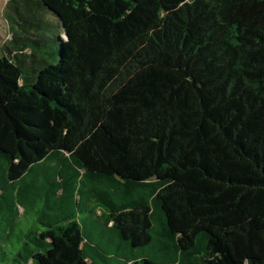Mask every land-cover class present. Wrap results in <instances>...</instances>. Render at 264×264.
<instances>
[{"label":"trees","instance_id":"16d2710c","mask_svg":"<svg viewBox=\"0 0 264 264\" xmlns=\"http://www.w3.org/2000/svg\"><path fill=\"white\" fill-rule=\"evenodd\" d=\"M32 1L0 58V215L21 197L0 264H97L83 199L115 241L154 247L128 264H264V0H38L65 36L47 65ZM38 199L51 220L15 234Z\"/></svg>","mask_w":264,"mask_h":264},{"label":"rangeland","instance_id":"374dc122","mask_svg":"<svg viewBox=\"0 0 264 264\" xmlns=\"http://www.w3.org/2000/svg\"><path fill=\"white\" fill-rule=\"evenodd\" d=\"M28 0H13L11 4H8L9 0H0V58L8 55L6 50L2 48L8 42L11 41L12 37L16 38V35H13L11 28V23L9 20L13 17L12 12L15 10L16 3H23ZM32 1V0H30ZM36 2L34 9L38 12V19L40 21V26L37 30H34L35 35H39V41L41 42L38 45H32V49L35 51V58H38L43 64H56L59 61V51L61 48V40L65 39L63 34V28L61 22L56 14L44 7L39 3L38 0H33ZM32 1V2H33ZM9 5V6H7ZM40 6V7H38ZM21 12L26 15H30L32 12L29 11V8H24L20 4ZM17 34L23 33L24 36L31 37L32 34L28 32H23L18 26H15V31ZM25 33V34H24ZM28 54L31 52L27 51ZM34 58V57H33ZM32 64L28 65L29 73H31ZM56 162L48 169L36 168L32 172V175L26 178V187L31 188V196L34 197V190L40 191L42 188L43 182H46L48 177L54 179L56 173ZM19 185L14 187H9L6 190L7 199V212H4L0 215V219L11 218L15 215V212H12L11 209L13 206L19 204L20 196L18 197ZM81 203V202H80ZM78 205V210L76 215L78 216V221L82 225L84 236L95 246H98L99 249L97 253H94V260L97 264H128L127 259L133 260L135 257H154V247L148 248L145 251L142 250H131L127 248V245L120 243L118 240L115 241L113 232L107 230L104 227L103 220L99 219L95 213V204L86 199L82 200V205ZM24 207L21 205L19 211L23 210ZM26 214L16 218V231L15 234L22 235L29 232V230H34L37 228L43 229V225L51 220V218L44 217V212L48 214H53L52 210H48L42 200L38 199L36 202H33V205L26 209ZM22 213V212H21ZM16 216V215H15ZM14 216V217H15ZM52 222V221H51ZM6 223L2 225V228ZM159 229V225L155 223L154 233ZM3 235H6L3 233ZM7 239V238H6ZM17 240V238H13Z\"/></svg>","mask_w":264,"mask_h":264},{"label":"crops","instance_id":"0c3cea01","mask_svg":"<svg viewBox=\"0 0 264 264\" xmlns=\"http://www.w3.org/2000/svg\"><path fill=\"white\" fill-rule=\"evenodd\" d=\"M22 211V210H21Z\"/></svg>","mask_w":264,"mask_h":264}]
</instances>
